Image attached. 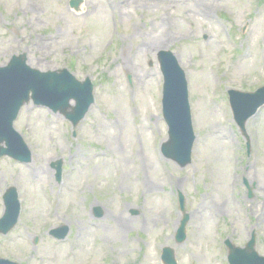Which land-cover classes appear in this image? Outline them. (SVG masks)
Listing matches in <instances>:
<instances>
[{
	"label": "rangeland",
	"instance_id": "1",
	"mask_svg": "<svg viewBox=\"0 0 264 264\" xmlns=\"http://www.w3.org/2000/svg\"><path fill=\"white\" fill-rule=\"evenodd\" d=\"M174 1L85 0L74 13L69 0H0V67L26 53L33 68L68 69L95 83V105L76 138L59 114L33 104L21 111L15 128L33 162L0 160V219L9 188L24 207L16 228L0 235L1 258L161 264L162 249L172 247L179 264H229L221 237L243 247L254 231L264 256V108L247 124L249 155L228 107L229 89L264 85V0ZM161 49L175 53L191 86L198 138L184 169L155 149L168 137ZM240 63L246 67L236 70ZM59 161L61 183L51 167ZM179 193L191 217L182 246ZM62 225L70 228L64 242L50 235Z\"/></svg>",
	"mask_w": 264,
	"mask_h": 264
},
{
	"label": "water",
	"instance_id": "2",
	"mask_svg": "<svg viewBox=\"0 0 264 264\" xmlns=\"http://www.w3.org/2000/svg\"><path fill=\"white\" fill-rule=\"evenodd\" d=\"M73 5L77 6L76 2ZM159 62L166 79L164 116L170 126V140L163 147L167 158L177 161L182 167L191 162V152L195 141L192 127L188 90L184 71L180 68L177 58L168 51L159 53ZM93 84L90 79L78 82L67 70L43 73L31 69L27 65L26 55L14 57L11 63L0 68V158L10 156L23 162L31 160V154L23 139L14 130L21 108L31 98L36 105L50 107L55 113L64 114L77 127L94 102ZM32 93V97L30 94ZM234 95V94H233ZM235 107L238 109L237 121L242 128L261 106L264 105V88L255 94L234 95ZM77 102L73 112L71 100ZM247 110V113L244 110ZM6 141L7 149L1 144ZM58 179L61 177V163L57 167ZM7 213L0 221V233H9L17 224L20 207L14 190L7 199ZM181 209L185 212V200L181 197ZM189 216L185 214L177 234L178 243L186 239V226ZM68 228L51 231V235L64 239ZM255 236L246 249H240L229 243L231 264H264V258L255 252ZM167 264H176L171 250L165 251ZM0 264H15L0 259Z\"/></svg>",
	"mask_w": 264,
	"mask_h": 264
},
{
	"label": "bare ground",
	"instance_id": "3",
	"mask_svg": "<svg viewBox=\"0 0 264 264\" xmlns=\"http://www.w3.org/2000/svg\"><path fill=\"white\" fill-rule=\"evenodd\" d=\"M174 2H176V0L174 1ZM129 4V3H128ZM201 7H204V8H206L205 6H207L206 4H203V3H201V5H200ZM161 47V46H160ZM159 48V47H158ZM157 48V49H158ZM246 67V64H244V63H240V65H238V66H236V70H239V69H242V68H245ZM113 138V140L115 139V136H113L112 137ZM115 141V140H114ZM127 169V167L125 168V170ZM48 173V170L47 171H45V170H42V173H43V175H46V173ZM148 188H150V190H154L155 189V187H156V184L155 183H151L150 185L147 183V185H146ZM117 234H119L120 235V233H121V230L119 231H116V230H114Z\"/></svg>",
	"mask_w": 264,
	"mask_h": 264
}]
</instances>
